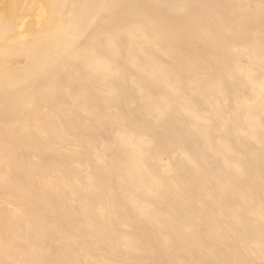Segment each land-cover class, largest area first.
<instances>
[{
    "label": "bare ground",
    "instance_id": "1",
    "mask_svg": "<svg viewBox=\"0 0 264 264\" xmlns=\"http://www.w3.org/2000/svg\"><path fill=\"white\" fill-rule=\"evenodd\" d=\"M0 264H264V0H0Z\"/></svg>",
    "mask_w": 264,
    "mask_h": 264
}]
</instances>
